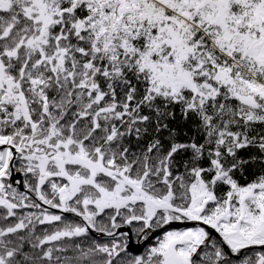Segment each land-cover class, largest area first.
Segmentation results:
<instances>
[{
  "label": "snow or ice",
  "instance_id": "6c2138e0",
  "mask_svg": "<svg viewBox=\"0 0 264 264\" xmlns=\"http://www.w3.org/2000/svg\"><path fill=\"white\" fill-rule=\"evenodd\" d=\"M0 264H264V0H0Z\"/></svg>",
  "mask_w": 264,
  "mask_h": 264
}]
</instances>
